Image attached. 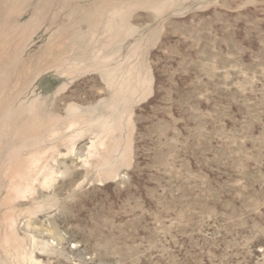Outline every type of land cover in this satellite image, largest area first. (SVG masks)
Here are the masks:
<instances>
[{
  "label": "rangeland",
  "instance_id": "1",
  "mask_svg": "<svg viewBox=\"0 0 264 264\" xmlns=\"http://www.w3.org/2000/svg\"><path fill=\"white\" fill-rule=\"evenodd\" d=\"M35 263L264 264V0H0V264Z\"/></svg>",
  "mask_w": 264,
  "mask_h": 264
},
{
  "label": "bare ground",
  "instance_id": "2",
  "mask_svg": "<svg viewBox=\"0 0 264 264\" xmlns=\"http://www.w3.org/2000/svg\"><path fill=\"white\" fill-rule=\"evenodd\" d=\"M100 68H102V67H100ZM104 69H105V67H104ZM100 75H101L102 78H104L105 82L107 83V85H109V87L110 86L113 87L112 77H111V74L109 72L104 71L103 69H101L100 70ZM144 84H145L144 81L137 74L134 73V69L133 68L131 70H128L127 79H125L123 82H120V85H122L121 87H119L120 86L119 85L116 88L117 90L115 89L114 96L116 95V103L113 102L114 105L110 104V105H107V106H103L102 107L103 112H102V110H100L102 113L101 114H97V116L100 117L99 122L97 121L98 122L97 128H101L102 131H105V132H107L109 134H112L118 128V124L120 123V120L123 118V115H124V112H123L124 110L120 111L121 109H119L118 104H120V103L122 105L126 104L129 101V97H130L131 93H136V91L138 92L140 90L142 91ZM108 116H109V118H113V122H110L109 119L108 120L106 119ZM97 143L100 145V147H104L103 146L104 143H102L100 140H98ZM128 149L129 148H128L127 144H126V148H125V150H123V153L120 156L123 160H125L126 156L129 153ZM107 152H108V149L106 150V153ZM95 157H96V160L98 161V160L102 159L104 156H102L100 153H97L95 155ZM117 163H118V161H113L111 163V166H113L112 167V173H115L116 167H117L115 165ZM41 167L43 169L46 168L45 165H42ZM44 172H45L44 176H46L45 178H47L50 175V173L48 171H44ZM19 195H21V194H19ZM12 224L13 223L11 222L9 226L11 227ZM37 263H35V264H37Z\"/></svg>",
  "mask_w": 264,
  "mask_h": 264
}]
</instances>
